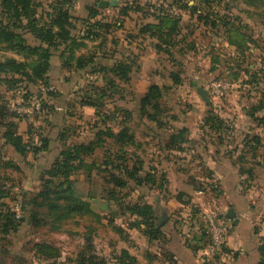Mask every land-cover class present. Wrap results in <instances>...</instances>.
<instances>
[{
  "label": "rangeland",
  "instance_id": "rangeland-1",
  "mask_svg": "<svg viewBox=\"0 0 264 264\" xmlns=\"http://www.w3.org/2000/svg\"><path fill=\"white\" fill-rule=\"evenodd\" d=\"M38 1L45 7L47 3L45 0ZM66 1L65 7L69 9L74 19V34L86 30V24L82 21L89 23L99 20L111 26L108 31L100 32L101 37L97 41L85 40L86 48L79 52L96 57L97 73L89 75L88 70H85L61 74L56 82L60 85L68 83L70 88L65 90L63 86L59 89L58 87L50 89V86L54 85L53 82L45 87L22 83L17 84L12 90H8L5 84L0 86V106L8 104L7 119L18 124V132L23 139L33 145H39L40 138H46L54 143L49 152L35 156L29 153L22 158L0 139V191L7 195L5 198L0 197V206L3 204L11 208L19 217L21 215L19 203H23L20 192L27 191L29 197L38 194L44 186L41 181L43 172L51 166L58 151L67 145L91 141L98 129H103L104 125L117 132L119 126L126 123L134 133L136 144L135 148H127L125 152L127 156L134 158L142 155L145 169H148L152 162L154 166L159 164L157 169L161 171L165 167L173 168L172 157L179 156L176 154L171 156L163 149V141L168 134L166 128L161 130L151 128L149 122L138 117L140 93L152 82H157L160 87H169L162 98L160 115L166 127L173 124L175 127L180 126L182 121H185L189 128L194 122L202 120L208 110H212L225 119L230 127L228 134L230 146L226 152L235 149L240 153L243 150L246 155V164L243 167L245 169L251 167V161L248 159L250 154L242 144L244 138L250 139L254 135H259L261 143L256 146V154L260 165L264 167V122L251 121L245 115L252 105L258 104L259 97L264 95L262 84L256 86L251 83L254 73L260 70L264 72V0H253L255 3H251V0H208L209 3L190 0L189 6H196L200 12L207 15L209 23L206 26L198 22L193 15L190 17L189 11L176 6L173 0L165 2L118 0L119 3L114 8L110 6L99 8L97 5L102 0ZM149 5L157 8L161 6L165 11L182 15L184 32L193 33L188 35L187 42L194 45V50L187 49L183 55L174 54L175 62L164 53H156L154 40L139 34L140 26L152 21L145 17V13L153 11ZM137 7H141L144 14L135 12ZM92 8L97 9L98 15L95 20L89 19V10ZM122 8L130 9L126 17L123 16ZM40 12L41 9L38 10V14ZM213 23L218 27L213 28ZM25 38L28 43H34L30 35H25ZM54 55L58 56V52H54ZM133 56L137 60L130 80L126 83L117 82V87L109 88L107 81L114 77L109 73L100 72L99 68L110 69L114 62ZM6 57L20 60V57L12 53L0 51V60ZM141 58L144 59L143 62ZM154 72L157 75H152ZM170 72L180 75L179 86H171ZM217 81L230 85V90L223 91L220 95L209 94L212 104L206 107L196 89L203 87L211 92L212 83ZM101 89L109 98L103 100L99 98ZM87 95H90L97 105L102 103V106L97 109L82 107L80 101ZM40 98H43L45 103L40 112L30 117L17 112L18 108L39 102ZM25 99L29 103L23 104L22 101ZM125 112L131 113L130 119L129 117L124 119ZM256 117L262 119L264 112L257 113ZM196 129L195 136L199 142L189 144L191 147L186 153L190 159L187 163L180 164V167L186 172L192 170L191 173L202 175L203 163L198 159L197 153L200 151L210 159L216 155L199 124ZM104 141L103 148L96 150L93 156L86 159L88 165L96 163V167L100 168L105 152H119L113 141ZM202 147H207L206 150L208 152L211 150V153L203 151ZM237 153L233 159L238 156ZM7 162L13 163L18 169L7 168ZM91 172L90 177L85 170L76 172L72 176V181L76 195L89 203L92 213L55 224L61 204L53 213L46 208H29L38 214V225H33L27 220L21 223L17 232L4 240L0 236V264H77L78 254L83 250L93 251L92 253L108 264H115L117 259H114V255L117 256L122 247L127 246L138 255L141 253L142 234L138 230L131 233L129 223L133 218L124 207L141 200L145 201L144 198L150 196L148 198L153 204L157 225L161 212L160 204L154 201L156 195L152 196L146 187H137L133 182H128L127 187L119 192L117 200L110 201L103 194V187L109 185L104 181L105 173L95 169ZM161 174L162 172L156 174V178L158 179ZM244 178L245 191L256 188L255 184L248 182L246 175ZM174 187L169 189L170 192L166 191L158 196L167 207H170L167 203L169 196L175 195ZM253 197L255 196L249 197V203L253 202ZM202 199L209 206L205 207L207 209L217 206L205 196ZM24 201L26 202V199ZM170 210L173 215L177 214L176 219L181 218L179 210L171 207ZM260 224L264 226V215L260 218ZM34 243H44L55 248L60 253V258L51 261L35 258L31 252Z\"/></svg>",
  "mask_w": 264,
  "mask_h": 264
},
{
  "label": "trees",
  "instance_id": "trees-1",
  "mask_svg": "<svg viewBox=\"0 0 264 264\" xmlns=\"http://www.w3.org/2000/svg\"><path fill=\"white\" fill-rule=\"evenodd\" d=\"M161 1L165 2L166 0ZM189 1L173 0L180 9L189 11L190 17L193 15L203 26L208 25L207 15L200 12L196 6H189ZM199 1L209 3L208 0ZM45 2L47 3L44 7L43 3L38 0H0V51L9 52L20 57V60L13 57H6L0 60V86L5 84L8 90H12L16 88L17 84L22 83L33 86L39 85L40 87L48 86L47 74L54 52H58L61 68L67 72L88 70L87 74L89 75L97 73L96 57L91 54H79V52L83 48H86L85 40L97 41L101 37L100 32L102 30L108 31L111 26L108 23L95 20L98 13L96 8H92L89 10V19H94L95 21L89 23H87L88 21H82V23L86 24V30L80 34H74V19L69 9L65 7L67 1L45 0ZM251 3L255 2L251 0ZM149 6L153 11L152 13H145V17L152 19V21L141 25L139 34L154 40V50L156 53H164L175 62L173 58L174 54L183 55L188 50H194V45L187 42L188 35L193 33L192 31L184 32L182 15L165 11L161 6L159 8L153 5ZM39 9H41L40 14H38ZM122 12L123 16L126 17L130 9L122 8ZM135 12L144 14L141 7H137ZM212 25L213 28L218 27L214 23ZM25 35H30L34 43H28ZM229 44L232 45L231 42ZM136 60L135 56L131 58L126 57L123 60L114 62L110 69L100 67V72L109 73L114 77L108 79V87H117V82H128L130 80L129 75L136 68ZM253 76L254 78L251 83H254L256 86L262 84L264 89V72L260 70L258 73H254ZM169 78L171 86H179L181 84L180 75L177 73L170 72ZM168 88L159 87L155 84H150L147 87L146 92L138 102V117L140 120L154 124L157 129H170L171 125L166 127V123L160 117L162 114V98L165 90ZM91 89L94 90L95 87H91ZM101 91V96H99L101 100L109 98V95L105 94L103 89ZM89 96L87 95V97L81 99L80 105L82 107L97 109L102 106V103L97 105L92 97ZM43 100V98L39 99L41 109L45 107ZM24 101H22L23 104L29 103L26 99ZM7 110H9L8 104L7 106H0V139L3 141V144L11 147L14 153L22 158L29 153L35 156L48 151L49 141L46 138H40L38 140L39 145L26 142L18 133V124L11 119H7L9 117ZM259 112H264V95L259 97L258 104L252 105L245 115L251 121L264 122V117L260 120L256 117V114ZM123 117L124 119L129 117L130 119L131 113L125 112V116ZM200 129L203 131L204 136L208 138L210 146L214 148L215 155L223 152L225 156L233 158L234 154L237 153L235 149L226 152L230 146V142L228 141L230 127L227 121L220 115L215 114L212 110H208L202 120ZM188 136V130L185 128L173 130L166 142H164L163 149L167 152H185ZM104 140L113 141L119 152H105L106 155L103 157L100 168L96 167V163L88 165L86 159L93 156L96 150L103 148L105 144ZM260 143L261 139L259 135H254L250 139L246 137L243 140L242 146L250 154V158L248 159H250L251 164H255V162L259 163L256 146ZM135 144L134 133L124 122V124L122 123L119 126V131L117 132H114L111 127L104 125L103 129H98L91 141L67 145L60 149L58 156L54 159L51 166L43 172L41 177V181L44 184L43 189L33 197H29L27 191L20 192V198L23 199V203H19V211L21 213L19 217H17V214L11 208H7L3 204L0 206L1 239L4 240L10 234L17 232L21 223L27 220L33 225H38V214L29 208H46L53 213V211L59 208V204H61L55 224H62L75 217L91 214L92 211L89 203L78 197L74 191L72 176L81 170L87 171L88 177L91 176L92 169L101 170V172L105 173L104 181L109 185L103 187V194L113 202L117 200L119 192L127 187L128 182H133L137 187H146L150 191H158L159 193L168 191V181L165 174L162 173L157 179L156 174L160 171L152 165L153 162L149 164L148 169H145V161L141 157L142 155H138L135 158L134 156H127L125 150L130 147L135 148ZM237 154L238 156L233 159V163L239 167V175H246L248 179H251V168L245 169L243 167L246 164V155L243 150ZM198 159L203 163L201 157H198ZM6 166L14 170L18 169L11 162H7ZM202 176L198 174L190 175L187 182L193 187L195 192L201 193L205 197L208 192L219 197L222 194V190L216 182H213V174L204 163L202 164ZM44 177L45 179H43ZM202 178L205 182L201 181ZM6 196L1 190L0 197L5 198ZM174 198L177 202L188 208L184 216L175 220L181 224L182 230H189L191 242L189 240L188 246L192 251L200 254L208 242L204 223L200 217L202 210L192 204L190 198L183 193H177ZM24 199H26V202ZM212 205L214 206V204ZM211 209L217 210L220 217L227 220L224 213L217 206L211 207ZM124 210L133 218L129 223V229L138 230L149 241L158 242L160 245L165 244V236L160 228L156 226V217L154 216L152 205L141 200L126 205ZM196 225L197 229H195ZM192 243L194 245H190ZM31 252L35 258L45 261L60 258V253L55 248L46 244L44 245V243H34ZM92 252H89V250L81 251L78 254L77 264H108L104 259L97 257ZM228 253L229 251L224 245L221 257L204 258L203 262L204 264H223ZM257 254L259 255V259L256 264H264V237L259 239ZM164 258L169 264L174 263L171 255L165 254ZM114 259H117L115 264H139L136 258L124 249L120 250L117 256L114 255Z\"/></svg>",
  "mask_w": 264,
  "mask_h": 264
},
{
  "label": "crops",
  "instance_id": "crops-1",
  "mask_svg": "<svg viewBox=\"0 0 264 264\" xmlns=\"http://www.w3.org/2000/svg\"><path fill=\"white\" fill-rule=\"evenodd\" d=\"M142 60L144 59L141 58V62H143ZM132 73L133 71L129 75L130 78L132 76ZM61 74L67 75L68 72H65V70L61 68L59 57L53 55L50 60V69L47 74L48 83H54L53 87L50 86V89H54L55 87H58L59 89V87L61 86H63L64 90L70 88V85H68V83L67 85H60L59 82L57 84L56 79L58 77L60 78ZM152 75L157 74L154 72ZM151 84L159 86L157 82H152ZM207 91L208 94L211 95L210 91ZM145 92L146 90L140 93L141 95L138 101L142 98ZM67 93L68 92H65V94ZM206 107H208V105H206ZM202 120L200 119L199 122H194L189 128L186 126V123H184L185 121H182V124L180 126L175 127L174 124L171 125L170 129L167 130L168 134L165 136L163 142H166L168 136L170 135V133H172L173 130L185 128L188 130L189 135L187 137L188 143L185 146L186 150L183 153L169 152L171 156L175 154L179 156L172 157L174 159L173 168L165 167V169L161 171V169H157V165L159 164L155 165L156 169L164 173L166 176V179L168 181V192H170V188L175 186V189L173 190L175 192V195L177 193L185 194L190 198L191 203L199 207L201 210L207 209L205 207L209 206L204 203L202 199L203 195H199V193L195 192L193 187L187 182V176L194 175L193 173H191L192 170H187L188 172H186L185 169H181L180 164L187 163L190 159V157L187 156L186 153L188 148L191 147L189 146V144H197L199 142V139L197 138V136H195V131H197L196 128L198 124L201 125ZM150 124L151 128H156L154 124ZM49 143L50 145L48 152L54 145L52 141H50ZM206 148L207 147H202V150L208 152ZM208 153H211V150ZM197 154V157H201L204 165L209 170H211L213 174V182H216L218 187L222 190V194L219 197H216L211 192H208L206 197L209 198V200L211 199L212 202L216 203L218 209L221 210L224 215L226 214L228 209H233V211L235 212V218L237 219V224L235 225L232 221H230L231 228L229 229V232L225 238V246L229 253L225 257V263L223 264H256L259 259V255L257 254L259 239L261 237H264V226L260 224V218L264 215V167L260 165V163L257 164L256 162L255 164H251L250 168L252 170V178L247 180L248 182L251 181L253 184H255L256 188H254L252 191H250L249 189L245 191V188L243 189V186L245 185V175H239V167L233 163V158L225 156L223 152H221L219 155L212 156L211 159L205 156L204 153H201L200 151ZM200 176L203 177L202 175ZM201 181H204V179L202 178ZM148 192H151L152 196L156 195V199L154 201L160 204L159 208L161 216L158 217L156 226L160 228L161 232L165 236V244L160 245L158 244V242L149 241L145 236L142 235L140 239L141 253L139 255L136 251L128 248L127 246L122 247V249L126 250L131 256L135 257L139 264H169L165 261V254L171 255L174 261L173 264H204V260L200 258V254L192 251L188 246V242L191 239L189 230H182L181 224L177 223L175 220L177 214L173 215V212H171L170 210V207L171 209H177L180 211L179 214L184 216L186 211H188V208L185 205L177 202L174 198L175 195L169 196V200L167 203H169L170 207H167L162 198L158 197L160 194L158 191L148 190ZM250 196H255L253 197L254 199L252 203H249ZM148 197L150 198V196ZM148 197L144 198L145 201L153 206ZM195 229H197V225L195 226ZM134 231L136 230H131V233ZM193 243L190 245L195 244Z\"/></svg>",
  "mask_w": 264,
  "mask_h": 264
},
{
  "label": "built area",
  "instance_id": "built-area-1",
  "mask_svg": "<svg viewBox=\"0 0 264 264\" xmlns=\"http://www.w3.org/2000/svg\"><path fill=\"white\" fill-rule=\"evenodd\" d=\"M211 87L212 90L210 93L213 95H220L221 92L230 90V85L221 83L220 81L212 83ZM40 110V104L36 101L18 108L17 112L30 117V115L40 112ZM200 217L204 223V230L208 238L206 246L200 253L201 258L212 259L214 256L221 257L223 254V246L225 245V238L231 227L230 221L220 217L217 210L209 208L207 210L203 209Z\"/></svg>",
  "mask_w": 264,
  "mask_h": 264
},
{
  "label": "water",
  "instance_id": "water-1",
  "mask_svg": "<svg viewBox=\"0 0 264 264\" xmlns=\"http://www.w3.org/2000/svg\"><path fill=\"white\" fill-rule=\"evenodd\" d=\"M119 3L118 0H110V1H106V0H102L100 1V3L98 4L99 8H106L108 6L110 7H114ZM197 94L201 97L202 101L206 104V105H211V100L208 94V91L202 87H197L196 89ZM225 217L229 220L232 221L233 224H237V219L235 218V212L233 211V209H228V211L225 214Z\"/></svg>",
  "mask_w": 264,
  "mask_h": 264
}]
</instances>
